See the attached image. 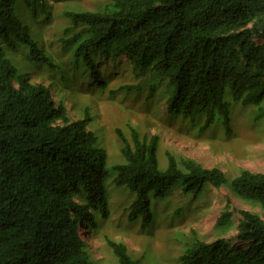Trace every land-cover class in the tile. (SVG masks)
Segmentation results:
<instances>
[{
	"label": "trees",
	"instance_id": "trees-1",
	"mask_svg": "<svg viewBox=\"0 0 264 264\" xmlns=\"http://www.w3.org/2000/svg\"><path fill=\"white\" fill-rule=\"evenodd\" d=\"M96 1L93 11L63 12L56 41L69 62L59 67L19 16L24 8L32 23L48 25L47 0H0V264H94L84 239L109 218V179L133 196L126 221L141 230L153 222V202L227 187L259 213L222 212L213 241L192 236L177 264H264V174L241 170L228 181L218 169L169 153L162 171L158 137L131 127L127 137L115 130L123 163L108 167L87 130L89 114L73 120L48 87L32 84L10 59L22 54L32 66L56 71L62 85L74 78L64 76L70 64L82 66L91 87L105 93L98 62L122 57L143 79L118 91L145 87L149 97L164 99L170 120L198 134L216 128L228 135L232 104L264 118V0ZM106 244L118 264H138L123 244Z\"/></svg>",
	"mask_w": 264,
	"mask_h": 264
},
{
	"label": "rangeland",
	"instance_id": "rangeland-1",
	"mask_svg": "<svg viewBox=\"0 0 264 264\" xmlns=\"http://www.w3.org/2000/svg\"><path fill=\"white\" fill-rule=\"evenodd\" d=\"M51 6L52 21L48 25L34 24L24 8H20L21 21L28 26L38 46L59 66H67L69 56L61 54L57 36L66 25L65 11H93L96 0H47ZM19 72H28L32 84L50 89L53 102L63 103L73 120H80L88 113L91 122L87 130L98 139L107 154L108 167L123 163L120 143L115 130L127 137L128 127L141 137L159 139L157 159L160 170L166 168V153L175 157L195 160L207 169L220 170L229 181L241 170L264 174V118L256 121L253 109L232 104L231 130L228 135L219 129L198 134L181 121H172L166 115L161 96L149 97L145 87L131 93L118 91L121 87H136L143 79L119 57L101 60L98 70L108 79V91L101 93L94 88L82 66L70 64L64 76L72 78L70 85H62L59 74L48 68L32 66L22 54L10 57ZM164 84L158 89L163 91ZM109 218L99 224L91 238L85 237L88 253L94 264H118L106 242L123 244L129 257L138 264H177L185 243L192 236L212 242V227L219 214L235 210L259 211L236 199L227 187H206L196 199L173 192L167 198L152 203L153 222L146 230L126 221V210L133 196L123 188H116L111 179L106 182ZM232 219L236 221V216ZM83 231V230H82ZM83 233V232H81ZM194 234V235H193Z\"/></svg>",
	"mask_w": 264,
	"mask_h": 264
}]
</instances>
